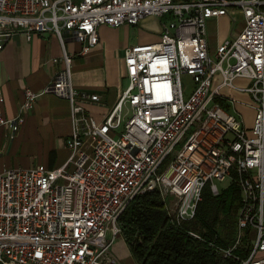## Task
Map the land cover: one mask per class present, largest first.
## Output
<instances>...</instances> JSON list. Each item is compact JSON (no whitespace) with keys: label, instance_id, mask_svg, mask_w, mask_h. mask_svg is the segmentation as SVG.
<instances>
[{"label":"built area","instance_id":"2783aa9c","mask_svg":"<svg viewBox=\"0 0 264 264\" xmlns=\"http://www.w3.org/2000/svg\"><path fill=\"white\" fill-rule=\"evenodd\" d=\"M229 12L246 27L212 51L208 21ZM148 17L164 19L160 41L126 49L129 84L99 123L80 106L100 96L75 88L68 45L79 43L87 56L102 26L135 27ZM19 33L56 34L64 68L41 93L25 88L18 115L0 116V127L18 132L40 94L65 99L70 156L58 169L0 174V264H120L111 248L135 197L158 189L182 226L195 219L204 190L217 195L227 180L241 189L236 238L210 245L224 259L264 264V0H0V51ZM183 75L194 82L188 96ZM239 79L250 84L239 87ZM225 89L251 97V127Z\"/></svg>","mask_w":264,"mask_h":264},{"label":"crops","instance_id":"0c3cea01","mask_svg":"<svg viewBox=\"0 0 264 264\" xmlns=\"http://www.w3.org/2000/svg\"><path fill=\"white\" fill-rule=\"evenodd\" d=\"M231 17H235L234 12L208 21L207 40L212 51L229 40ZM163 21V18L148 17L135 27L102 26L99 44L87 56L80 55L79 43L68 45L73 56L75 88L100 96L99 101L80 102V106L97 122L103 121L127 89L126 49L146 44L142 43L145 41H160ZM61 55L62 47L54 33H35L30 40L21 33L13 36L0 51V116L12 119L18 115L25 88L41 93L55 74L64 68V63L59 62ZM249 84L243 79L236 81L239 87ZM225 94L237 101L233 111L247 127H251L255 116L250 105L251 97L227 89ZM71 131L70 103L51 94H40L18 132L11 134L7 128L0 127V174L9 169L43 166L52 170L64 166L70 156L66 143ZM121 240L122 236L117 239L118 242ZM115 252L120 264H138L131 253L119 248Z\"/></svg>","mask_w":264,"mask_h":264},{"label":"trees","instance_id":"16d2710c","mask_svg":"<svg viewBox=\"0 0 264 264\" xmlns=\"http://www.w3.org/2000/svg\"><path fill=\"white\" fill-rule=\"evenodd\" d=\"M241 202L238 183L214 195L207 187L196 217L176 226L157 189L135 197L119 218L122 237L138 264H239L224 259L217 247H228L236 238ZM199 234L203 241L189 235Z\"/></svg>","mask_w":264,"mask_h":264},{"label":"rangeland","instance_id":"374dc122","mask_svg":"<svg viewBox=\"0 0 264 264\" xmlns=\"http://www.w3.org/2000/svg\"><path fill=\"white\" fill-rule=\"evenodd\" d=\"M245 27H246L245 20H243L242 18H237L235 20L234 17H231V25H230V29H229L228 39L237 38L241 34L242 30ZM142 43H153V42L152 41H150V42L149 41H145V42H142ZM128 84H129V82H128V79H127L126 87L128 86ZM182 85H183V88H184L186 96H188L192 92V90L194 89L193 79L191 77L187 76V75H183L182 76ZM227 90H232V89H227ZM233 91H235V90H233ZM224 93H225V90H224ZM126 113H127V109H125V114ZM130 116H131V112H129L127 114L126 120L129 119ZM195 129H196V126L190 128L188 130L186 136L182 140V143H184L189 138V136L195 131ZM230 184H231L230 180H227V181L222 182V183L221 182H217V185H218L220 191L225 189V188H227ZM108 236L111 237V233H109ZM116 248L123 249L126 253H129V254L131 253L130 249H129L127 243L124 241V239L121 240L120 242H118L117 239H116V242L112 245L111 253H112V255L115 258H117V254L115 252Z\"/></svg>","mask_w":264,"mask_h":264}]
</instances>
